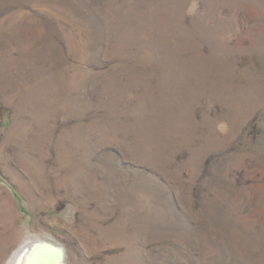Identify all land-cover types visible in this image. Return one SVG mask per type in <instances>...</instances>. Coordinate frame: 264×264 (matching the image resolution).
<instances>
[{
	"label": "rangeland",
	"instance_id": "1",
	"mask_svg": "<svg viewBox=\"0 0 264 264\" xmlns=\"http://www.w3.org/2000/svg\"><path fill=\"white\" fill-rule=\"evenodd\" d=\"M29 243L264 264V0H0V264Z\"/></svg>",
	"mask_w": 264,
	"mask_h": 264
},
{
	"label": "bare ground",
	"instance_id": "2",
	"mask_svg": "<svg viewBox=\"0 0 264 264\" xmlns=\"http://www.w3.org/2000/svg\"><path fill=\"white\" fill-rule=\"evenodd\" d=\"M63 253V252H62ZM64 254V253H63ZM64 256V255H63ZM9 264H66L61 253L48 244H27L11 257Z\"/></svg>",
	"mask_w": 264,
	"mask_h": 264
},
{
	"label": "water",
	"instance_id": "3",
	"mask_svg": "<svg viewBox=\"0 0 264 264\" xmlns=\"http://www.w3.org/2000/svg\"><path fill=\"white\" fill-rule=\"evenodd\" d=\"M56 250H58V249H56ZM58 252H60V251H58Z\"/></svg>",
	"mask_w": 264,
	"mask_h": 264
}]
</instances>
